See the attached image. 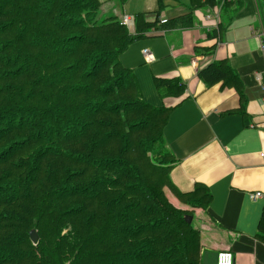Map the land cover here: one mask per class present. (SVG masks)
<instances>
[{
    "label": "trees",
    "instance_id": "obj_1",
    "mask_svg": "<svg viewBox=\"0 0 264 264\" xmlns=\"http://www.w3.org/2000/svg\"><path fill=\"white\" fill-rule=\"evenodd\" d=\"M166 1L156 0L155 21ZM100 6L0 0V264H201L200 230L166 189L204 211L210 192L174 187L163 138L170 110L142 99L119 58L138 24L154 22L135 13L133 34L114 15L98 18ZM190 16L162 23L187 26ZM198 76L238 83L223 60ZM156 84L185 88L175 78Z\"/></svg>",
    "mask_w": 264,
    "mask_h": 264
},
{
    "label": "crops",
    "instance_id": "obj_2",
    "mask_svg": "<svg viewBox=\"0 0 264 264\" xmlns=\"http://www.w3.org/2000/svg\"><path fill=\"white\" fill-rule=\"evenodd\" d=\"M114 2L102 0L99 11L108 13ZM125 3L124 12L130 10ZM156 7V0L136 5L135 13L145 12L144 23L154 25L144 29L139 23L140 36L119 58L133 71L142 99L170 110L163 138L175 159L174 187L188 192L201 184L210 192L206 211L196 210L210 230L204 229L201 264H215L221 250L232 254L233 264H264V198L249 197L264 193V50L256 33L261 7L255 0H234L220 10L192 0L166 1L159 19L191 14L187 26H163L155 21ZM124 12L113 14H135ZM127 26L134 34L133 22ZM222 60L238 83L207 85L198 71ZM171 78L184 84L182 93L160 92L156 83Z\"/></svg>",
    "mask_w": 264,
    "mask_h": 264
},
{
    "label": "rangeland",
    "instance_id": "obj_3",
    "mask_svg": "<svg viewBox=\"0 0 264 264\" xmlns=\"http://www.w3.org/2000/svg\"><path fill=\"white\" fill-rule=\"evenodd\" d=\"M100 1L102 2V0H100ZM126 3H125L126 5H130V6H125V7L130 8V10L129 9H125V12H124L122 10L123 9L122 6L124 4L122 5L120 2H114V3L111 4V5L114 6L113 10L109 11L108 13L99 11L97 17L98 18H102V17H105L107 15H114V14H116L117 16H120L121 13H123V12L124 13H130V14L135 13L136 11L134 10V8L136 7V5L137 6H141L142 0H129ZM141 8H143V6ZM261 14H262V16H264V13L263 12ZM100 16H102V17H100ZM127 28H128V26H127ZM170 194H171V192L166 189V195H167L168 199L173 202L174 200L172 198V195H170ZM174 203H175V201H174ZM176 204H177V202H176ZM177 205H178L177 207H181V208L187 209V211H189V212L192 213V218H193L194 226L200 230V244H201V249H202V244L204 243V232H205L204 229L210 231L208 228H206L207 220H205V218H203V217H205V215L202 212H198V213L196 212L197 209H201V208L188 207L186 205H183L179 201H178V204ZM202 211H204V210H202ZM215 264H216V262H215Z\"/></svg>",
    "mask_w": 264,
    "mask_h": 264
},
{
    "label": "built area",
    "instance_id": "obj_4",
    "mask_svg": "<svg viewBox=\"0 0 264 264\" xmlns=\"http://www.w3.org/2000/svg\"><path fill=\"white\" fill-rule=\"evenodd\" d=\"M232 1L234 0H221L220 3L216 6L217 10H220L225 3H230ZM255 2L261 7V13H264V0H255ZM207 18L208 17H206V19ZM261 18H263V20L261 21L258 30H256V33L258 38H260V48L264 50V16H262V14ZM132 19V16H123L121 18V22L125 25H130L133 22ZM162 21L164 20L162 19L161 22ZM143 53L147 54V49H144ZM249 197L252 199L264 198V193H262L261 191H254L252 193H249ZM216 264H233L232 254L227 250L219 251L216 256Z\"/></svg>",
    "mask_w": 264,
    "mask_h": 264
},
{
    "label": "water",
    "instance_id": "obj_5",
    "mask_svg": "<svg viewBox=\"0 0 264 264\" xmlns=\"http://www.w3.org/2000/svg\"><path fill=\"white\" fill-rule=\"evenodd\" d=\"M184 218H185V220H186L188 223L192 220V216H191V215H186ZM29 236H30V239L32 240V242H37V240H38V236H37L35 230H30V231H29Z\"/></svg>",
    "mask_w": 264,
    "mask_h": 264
},
{
    "label": "bare ground",
    "instance_id": "obj_6",
    "mask_svg": "<svg viewBox=\"0 0 264 264\" xmlns=\"http://www.w3.org/2000/svg\"><path fill=\"white\" fill-rule=\"evenodd\" d=\"M147 54L150 55V54L148 53V51H147Z\"/></svg>",
    "mask_w": 264,
    "mask_h": 264
}]
</instances>
